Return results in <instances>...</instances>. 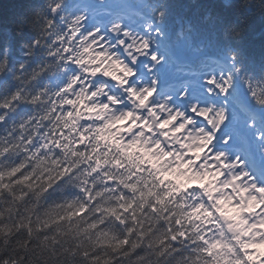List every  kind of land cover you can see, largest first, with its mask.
Listing matches in <instances>:
<instances>
[{
    "label": "clouds",
    "instance_id": "clouds-1",
    "mask_svg": "<svg viewBox=\"0 0 264 264\" xmlns=\"http://www.w3.org/2000/svg\"><path fill=\"white\" fill-rule=\"evenodd\" d=\"M223 7L0 0V264H264V165L218 146L264 143V0Z\"/></svg>",
    "mask_w": 264,
    "mask_h": 264
},
{
    "label": "trees",
    "instance_id": "trees-1",
    "mask_svg": "<svg viewBox=\"0 0 264 264\" xmlns=\"http://www.w3.org/2000/svg\"><path fill=\"white\" fill-rule=\"evenodd\" d=\"M91 3H96L97 0H89ZM43 0H24L25 5L40 4ZM233 0H137L138 5L143 3H152L166 8L165 22L168 25L174 24L177 19H188L193 23H200L206 13H210L216 18H229L231 10L225 9L223 5ZM27 7L20 8L19 10L13 9V20H19L23 16H27ZM258 27L256 31H258ZM252 32L246 34L245 40L252 45L258 43L252 39ZM261 153L260 151L258 152Z\"/></svg>",
    "mask_w": 264,
    "mask_h": 264
}]
</instances>
